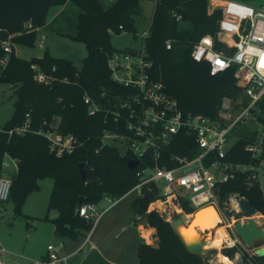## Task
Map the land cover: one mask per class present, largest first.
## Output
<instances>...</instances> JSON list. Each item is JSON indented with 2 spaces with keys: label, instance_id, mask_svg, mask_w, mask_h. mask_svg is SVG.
Segmentation results:
<instances>
[{
  "label": "trees",
  "instance_id": "trees-1",
  "mask_svg": "<svg viewBox=\"0 0 264 264\" xmlns=\"http://www.w3.org/2000/svg\"><path fill=\"white\" fill-rule=\"evenodd\" d=\"M72 1L80 9L78 32L67 36L84 43L88 51L80 69L71 60L54 57L49 52L30 60L15 52L17 44L35 47L38 30L46 26L51 8L63 6L68 0H0V39H9L13 47L7 65L2 66L0 81L8 83L16 96L13 116L0 129V178L6 175L3 168L5 159L16 160L17 175L11 179L10 198L3 205L5 208V205L13 203L14 214L22 213L27 197L40 190L41 181L52 179L54 186L48 212L58 213L52 219L55 233L60 238L76 239L94 227L93 221L80 216L77 210L79 197L85 196V204L94 205L107 196L119 200L139 183L137 171L145 166L140 161L137 169L130 170L128 162L136 160L134 155L122 154L119 148L111 145L107 146L108 151L103 150L104 131L113 127L105 123L103 113L89 115L88 106L83 101L87 94L104 104L113 94L125 89L111 79L108 60L120 51L112 45V37L122 31L135 32L136 16L143 0H116L110 6H105L100 0ZM153 1L155 10L145 46L147 59L152 62L151 74L164 83L169 95L178 100L183 113L199 114L214 120L225 98L234 102L242 99L246 105L248 99L235 79L236 67L211 76L208 64L197 63L191 57L193 45L202 37L209 35L217 39L222 11L217 9L209 14V0ZM239 1L253 4L256 0ZM181 6L188 12L180 10ZM168 39L173 41L171 50H167L165 45ZM216 46L221 48L224 45L217 41ZM4 54L0 47V58ZM33 65L49 78L48 82L36 79ZM259 108L258 121L264 128V99ZM28 120L30 127L18 133L17 129ZM52 126L54 130L72 134L78 139L73 153L57 156L50 151L49 141L42 133ZM258 134L248 126L240 128L239 139L230 147L225 161L261 166L263 158H256L246 150ZM165 153L194 156L198 149L194 142L181 137ZM81 163L87 170L86 181L80 175ZM249 182L247 174H239L234 180L220 185L221 208L227 209L228 200L240 196L264 216L261 184L255 181L251 186ZM160 199L163 198L159 195V188L149 185L132 204L136 215L146 219L158 233L155 245L141 239L138 250L140 264H211L208 256L194 253L186 246L171 222L155 210L149 211L150 205ZM181 206L188 214L194 212L186 200L181 199ZM248 251L225 248L222 253L231 260L240 254L245 263L264 264V257L258 255H254L252 263L249 262ZM212 253L216 254L217 250L208 252Z\"/></svg>",
  "mask_w": 264,
  "mask_h": 264
},
{
  "label": "built area",
  "instance_id": "built-area-1",
  "mask_svg": "<svg viewBox=\"0 0 264 264\" xmlns=\"http://www.w3.org/2000/svg\"><path fill=\"white\" fill-rule=\"evenodd\" d=\"M107 1L114 3L116 0ZM222 3V19L219 22L217 39L209 35L202 37L193 45L191 57L197 63L208 64L211 76L236 67L235 79L244 97L248 99L246 105L242 99L234 102L231 98H225L214 120L199 114L185 115L178 100L167 93L164 83L152 77V62L147 59L145 48L149 33H146L143 46L139 50H120L108 60L111 79L125 88L121 93L113 94L104 104L98 103L87 94L83 98L89 115L103 113L105 123L113 127L104 131L102 148L121 145L135 156V161L139 162L137 168L140 161L145 164L137 171L139 183L129 193H137L139 197L145 186L155 185L163 198L158 201L163 205L175 209L171 202L173 197L180 204L181 199L188 201L194 212L188 214L183 210L187 216L209 206L215 207L221 216L217 208L222 209L220 185L234 180L239 174H247L251 186L259 181L261 166L234 164L225 161V158L230 149V135L235 130L255 123L262 125L258 117L261 112L259 105L264 99V5L255 6L239 0H224ZM45 39L46 36L42 35L40 47H43ZM217 41L224 46L217 48ZM165 45L167 50H171L173 41L168 39ZM0 47L5 53L0 58V65L4 67L13 47L9 39H0ZM32 68L37 72L38 81H49L36 65ZM29 127L28 120L17 132L22 133ZM53 127L42 133L49 141L50 151L57 156L73 153L78 146V139L72 134H62ZM181 137L194 142L198 149L196 155L165 153ZM246 150L256 158L262 157L264 134L260 132ZM12 164L13 168L10 169L9 162L5 160L4 170H17V161L12 159ZM11 188L12 180L6 175L2 176L0 221L4 219L3 205L9 201ZM105 199L110 203L117 201L110 196ZM230 199L231 202L234 199V207L222 211L235 209L237 214L228 218L225 226L227 237L222 248L248 251L247 245L235 231L236 223L243 222L235 216L241 211L239 203L236 196ZM79 214L84 219L93 221L95 226L102 212L97 205L84 203ZM222 224L223 218L219 226ZM64 245L63 241L49 245L48 257L43 260L7 262L6 256H10L11 252L0 242V264H67L68 257L59 253ZM248 253V261L252 263L255 251Z\"/></svg>",
  "mask_w": 264,
  "mask_h": 264
},
{
  "label": "rangeland",
  "instance_id": "rangeland-1",
  "mask_svg": "<svg viewBox=\"0 0 264 264\" xmlns=\"http://www.w3.org/2000/svg\"><path fill=\"white\" fill-rule=\"evenodd\" d=\"M100 1L105 6L111 5V3H109L107 0ZM221 1L223 2L224 0H209L208 13L212 14L217 9H220L222 11L223 3ZM253 4L255 6H259L261 4L264 5V0H256ZM61 7H65V11L61 13L60 16L55 20H52V18L56 9L54 7L53 9L51 8L46 26L39 29L38 31V42L35 47H28L17 44L15 45V52L20 57L26 60H30L34 57H42L46 52H49V54L51 55L71 60L75 64V66L80 69L82 67L83 60L88 55L87 48L84 43L73 40L72 38L67 36V34L74 35L78 32V18L80 14V9L72 0H68V2ZM154 10L155 1L143 0L141 2L140 13L136 16L137 27L135 32L122 31L120 34H113L112 45L118 50H139L140 48H142L146 33H150ZM42 35H45L46 39L44 41L43 47H40L39 41L41 40ZM1 73L2 66L0 65V75ZM15 100L16 96L12 87L8 83L0 81V129L5 127V125L12 118L14 113ZM248 127L252 132L257 131L258 133L261 132L262 134H264V128L262 127V125L255 123L249 125ZM239 130L240 128L235 130L230 135L229 147L233 146L239 139ZM114 146L119 148L122 154H127L125 147L115 144ZM262 158L263 160L259 169V181L264 191V154L262 155ZM51 183H53V180L50 178H47L40 182L41 189L39 191L32 192L27 197L25 203L22 206L21 214H14L13 203L7 204L8 208L5 211L4 219L1 221L5 223V226L9 230L13 231L14 234H20L21 230H23V225H25L26 227V223L28 222L27 217H29L30 215L38 216L39 214H44L47 212L50 196L52 193V187L50 186ZM233 200L228 208L234 207L235 202ZM104 201V204L107 203V200ZM158 203L160 202L156 201L152 203L149 207V211H152L153 209H158L161 212L166 210L171 212L173 210V208L169 205L159 206ZM217 208L220 211L222 218L224 219V224L220 226L225 227L228 221V217L226 216L225 212L222 211V209H220L219 207ZM235 216L237 217L238 215ZM257 216L261 215L257 213ZM165 218L167 221L170 222V217L168 215ZM145 221L147 220H142L141 218H138L137 226H139V228L143 232H149L150 235L148 236V238L146 239L144 237L145 242L150 245H155L157 243L158 237L153 239V234L155 235L157 231L155 228L150 227L148 225V222L145 223ZM10 222H16V226L11 228ZM256 222L259 224V227L264 229V216L256 218ZM204 236L211 237L213 239L214 230L203 232L201 238H203ZM211 238H209L210 241L212 240ZM210 241L207 245V247L210 249H207L202 253L210 258L211 264H219V259L223 254V248L222 246L220 248L210 247ZM257 242L259 243V245L263 244L259 247H264V239L259 240ZM55 244L56 243H54V245ZM256 247L257 246H255V248ZM212 249H216L217 253L208 254V252ZM7 250L10 251L9 249ZM254 250L255 249H251L250 252ZM234 261L237 264H248L245 263L243 257L240 254L235 257Z\"/></svg>",
  "mask_w": 264,
  "mask_h": 264
},
{
  "label": "crops",
  "instance_id": "crops-1",
  "mask_svg": "<svg viewBox=\"0 0 264 264\" xmlns=\"http://www.w3.org/2000/svg\"><path fill=\"white\" fill-rule=\"evenodd\" d=\"M54 8L56 11L52 20L65 11V7ZM5 160L12 169V159L7 157ZM8 172L10 171L5 170V173ZM50 186L53 190L54 182ZM137 198V193H129L114 203L104 198L97 204L98 210L102 212L99 221L91 232L79 235L76 239L60 238L56 235L52 222V219L58 216L56 211L47 210L38 216L30 215L27 217L26 227L23 225L20 234H14L0 221V242L11 251L6 260L7 262L43 260L48 257L49 245L63 241L65 245L59 253L68 257L67 264H140L138 250L141 239L145 241V231L143 233L137 226L139 217L132 207ZM104 200H107V203L104 204ZM7 208L8 205H5V211ZM47 216L49 219L46 220ZM15 226L16 222H10L11 228Z\"/></svg>",
  "mask_w": 264,
  "mask_h": 264
},
{
  "label": "water",
  "instance_id": "water-1",
  "mask_svg": "<svg viewBox=\"0 0 264 264\" xmlns=\"http://www.w3.org/2000/svg\"><path fill=\"white\" fill-rule=\"evenodd\" d=\"M180 10L188 12L186 7L181 6ZM104 151H108L107 147L103 148ZM139 162L138 161H129L128 162V168L130 170H134L137 168ZM79 171L80 175L82 177L83 181H86L87 179V170L84 163H81L79 165ZM17 175V170L6 173V176L10 179H13ZM86 197L80 196L79 201L77 204V210L79 211L81 205L85 203ZM236 201L239 203L240 207V213H238V217L243 220L238 221L235 225V231L237 235L243 240V242L247 245L248 249H255V255L264 257V247H259L258 242L259 240L264 239V229L259 227V224L256 222L255 216L257 215V211L255 208H253L250 204V202L243 197L236 196ZM172 204L175 209H173L171 212L169 211H159L158 209L155 210L160 216L166 217L167 215L170 217V222L172 223L174 229L178 232V234L183 239L186 246L194 253H202L207 249H210L207 247L208 242L210 241L207 237L200 238L198 240H187L183 235L180 233V230L184 228L186 225H188L193 220L192 216H187L183 209L181 204L179 203V200L176 197L172 198ZM228 204L231 205V199L228 200ZM225 214L228 218H232L234 214H237L235 209L233 210H226ZM147 223V221H145ZM203 235V233H202ZM158 235L155 233L153 236V239L157 238ZM255 242V243H254ZM255 246H257L255 248Z\"/></svg>",
  "mask_w": 264,
  "mask_h": 264
},
{
  "label": "bare ground",
  "instance_id": "bare-ground-1",
  "mask_svg": "<svg viewBox=\"0 0 264 264\" xmlns=\"http://www.w3.org/2000/svg\"><path fill=\"white\" fill-rule=\"evenodd\" d=\"M158 205L163 206V203H158ZM260 217L261 216H257V215L255 216V218H260ZM221 221H222L221 216L217 212L216 208L213 206H209L197 211L193 215V220L184 228H182L180 230V233L187 240H198L201 238L203 232L214 230L213 239L211 237H207V238L212 239L210 241V247L220 248L223 245L225 238L227 237V234L225 232V227L219 226V223ZM149 235H150L149 232H146L144 234V237L148 238ZM219 264H237V263L234 260H231L229 257L222 254L219 259Z\"/></svg>",
  "mask_w": 264,
  "mask_h": 264
},
{
  "label": "snow or ice",
  "instance_id": "snow-or-ice-1",
  "mask_svg": "<svg viewBox=\"0 0 264 264\" xmlns=\"http://www.w3.org/2000/svg\"><path fill=\"white\" fill-rule=\"evenodd\" d=\"M218 63H219V61H218Z\"/></svg>",
  "mask_w": 264,
  "mask_h": 264
}]
</instances>
